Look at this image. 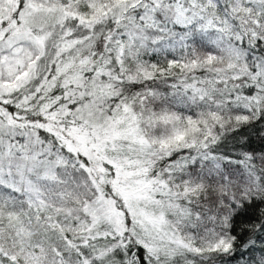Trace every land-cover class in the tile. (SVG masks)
Returning a JSON list of instances; mask_svg holds the SVG:
<instances>
[{
	"label": "snow or ice",
	"instance_id": "obj_1",
	"mask_svg": "<svg viewBox=\"0 0 264 264\" xmlns=\"http://www.w3.org/2000/svg\"><path fill=\"white\" fill-rule=\"evenodd\" d=\"M0 264H264V0H0Z\"/></svg>",
	"mask_w": 264,
	"mask_h": 264
}]
</instances>
